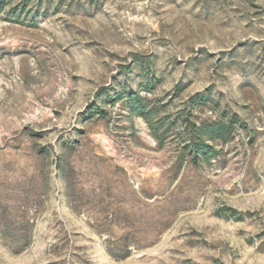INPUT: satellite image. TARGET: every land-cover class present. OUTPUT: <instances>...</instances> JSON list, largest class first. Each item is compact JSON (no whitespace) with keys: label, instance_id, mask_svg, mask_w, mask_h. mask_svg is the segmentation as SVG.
Instances as JSON below:
<instances>
[{"label":"rangeland","instance_id":"obj_1","mask_svg":"<svg viewBox=\"0 0 264 264\" xmlns=\"http://www.w3.org/2000/svg\"><path fill=\"white\" fill-rule=\"evenodd\" d=\"M0 264H264V0H0Z\"/></svg>","mask_w":264,"mask_h":264}]
</instances>
